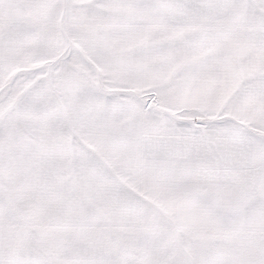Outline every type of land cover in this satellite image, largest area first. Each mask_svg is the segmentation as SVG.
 <instances>
[{
    "label": "snow or ice",
    "instance_id": "snow-or-ice-1",
    "mask_svg": "<svg viewBox=\"0 0 264 264\" xmlns=\"http://www.w3.org/2000/svg\"><path fill=\"white\" fill-rule=\"evenodd\" d=\"M0 264H264V0H0Z\"/></svg>",
    "mask_w": 264,
    "mask_h": 264
}]
</instances>
